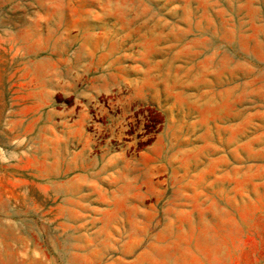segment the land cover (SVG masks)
I'll list each match as a JSON object with an SVG mask.
<instances>
[{"label": "rangeland", "instance_id": "1", "mask_svg": "<svg viewBox=\"0 0 264 264\" xmlns=\"http://www.w3.org/2000/svg\"><path fill=\"white\" fill-rule=\"evenodd\" d=\"M0 183L51 246L264 264V0H0Z\"/></svg>", "mask_w": 264, "mask_h": 264}, {"label": "crops", "instance_id": "2", "mask_svg": "<svg viewBox=\"0 0 264 264\" xmlns=\"http://www.w3.org/2000/svg\"><path fill=\"white\" fill-rule=\"evenodd\" d=\"M24 187L0 183V264H157L151 253L156 248L120 251L103 232L74 233V241L49 245L45 232L29 229L30 198Z\"/></svg>", "mask_w": 264, "mask_h": 264}]
</instances>
